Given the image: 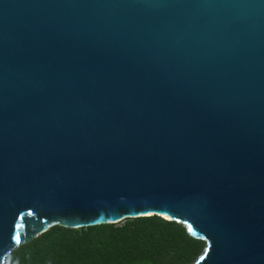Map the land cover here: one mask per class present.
Segmentation results:
<instances>
[{
  "label": "water",
  "instance_id": "1",
  "mask_svg": "<svg viewBox=\"0 0 264 264\" xmlns=\"http://www.w3.org/2000/svg\"><path fill=\"white\" fill-rule=\"evenodd\" d=\"M151 215L264 264V0H0V264Z\"/></svg>",
  "mask_w": 264,
  "mask_h": 264
},
{
  "label": "trees",
  "instance_id": "2",
  "mask_svg": "<svg viewBox=\"0 0 264 264\" xmlns=\"http://www.w3.org/2000/svg\"><path fill=\"white\" fill-rule=\"evenodd\" d=\"M205 241L158 215L83 228L54 225L18 246L6 264H192Z\"/></svg>",
  "mask_w": 264,
  "mask_h": 264
},
{
  "label": "rangeland",
  "instance_id": "3",
  "mask_svg": "<svg viewBox=\"0 0 264 264\" xmlns=\"http://www.w3.org/2000/svg\"><path fill=\"white\" fill-rule=\"evenodd\" d=\"M125 220H123V221H121V222H119V223H122V222H124Z\"/></svg>",
  "mask_w": 264,
  "mask_h": 264
}]
</instances>
